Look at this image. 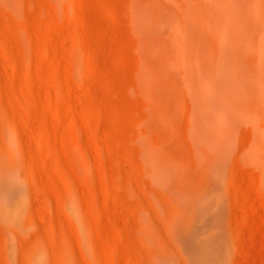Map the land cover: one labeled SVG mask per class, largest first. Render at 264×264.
Listing matches in <instances>:
<instances>
[{"label":"rangeland","instance_id":"rangeland-1","mask_svg":"<svg viewBox=\"0 0 264 264\" xmlns=\"http://www.w3.org/2000/svg\"><path fill=\"white\" fill-rule=\"evenodd\" d=\"M163 1L0 0V264H264L250 135L194 147Z\"/></svg>","mask_w":264,"mask_h":264},{"label":"bare ground","instance_id":"bare-ground-1","mask_svg":"<svg viewBox=\"0 0 264 264\" xmlns=\"http://www.w3.org/2000/svg\"><path fill=\"white\" fill-rule=\"evenodd\" d=\"M158 9L147 8L146 31L182 90L194 147L228 159L247 129L242 154L264 180V0H164Z\"/></svg>","mask_w":264,"mask_h":264}]
</instances>
